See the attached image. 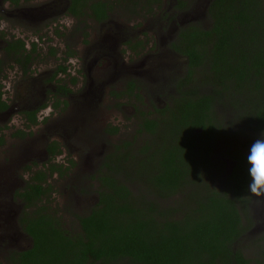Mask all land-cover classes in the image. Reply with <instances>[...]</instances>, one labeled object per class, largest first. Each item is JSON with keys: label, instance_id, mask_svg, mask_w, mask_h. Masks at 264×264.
Here are the masks:
<instances>
[{"label": "trees", "instance_id": "obj_1", "mask_svg": "<svg viewBox=\"0 0 264 264\" xmlns=\"http://www.w3.org/2000/svg\"><path fill=\"white\" fill-rule=\"evenodd\" d=\"M177 1L185 7V0ZM118 2L131 15L163 5ZM113 11L109 0H70L68 7L83 23L104 22ZM207 14V30L182 27L171 42L187 62L177 96L152 116L139 113L142 145L122 142L105 157L94 178L96 204L82 216L73 214L78 230L70 233L59 217L44 213L45 206L38 208L26 229L32 249L12 256L13 264H264V234L255 239L252 258L241 247L258 224L246 157L264 134V0H209ZM139 48L136 42L129 50ZM22 49L21 41L8 43L15 62L26 67L35 46L25 58ZM127 85V95L139 98L135 83ZM226 161L233 163L229 173ZM146 165L147 174L139 176ZM33 180L34 200L41 202L51 188L40 184L46 182L42 171ZM179 196L173 205H161Z\"/></svg>", "mask_w": 264, "mask_h": 264}, {"label": "rangeland", "instance_id": "obj_2", "mask_svg": "<svg viewBox=\"0 0 264 264\" xmlns=\"http://www.w3.org/2000/svg\"><path fill=\"white\" fill-rule=\"evenodd\" d=\"M51 1L35 0L23 5L24 7L21 8H11L4 2L0 11V29L11 27L18 38L27 39L28 37L27 43L39 42L40 45L35 54L36 59L32 66L31 77L53 69L55 63L49 57L47 48L51 45H56L59 55L64 53V50L66 52L75 51L77 57L72 61L71 66L76 67L79 71L75 73L73 70L72 74L76 75L75 78L78 77L82 78L83 81L85 80V83L90 82L92 89L95 90L94 95L91 96L92 99L85 90L83 96L81 95L82 97H74L76 100L74 104L72 100H68L67 107H60L63 117L73 119L76 115L72 113L77 111V107L74 106L77 104L83 106L84 112L79 116V119L85 123L83 127L79 128L78 126L77 129L79 131L84 130L83 133L80 132L79 134L81 140L83 137L84 141L90 142L85 146L82 144L83 146L80 148L74 142L76 135L75 137L66 136V141L69 142L71 149L77 148L79 150L70 152L66 146L63 149L62 156L55 159V164L58 166H69L70 161H73L75 168H71L69 174L63 178L57 176L50 178V182L54 183V192L50 196L49 206L59 211L57 215L64 223V229L72 233L78 230L73 214L82 216L96 203L98 184L96 181L90 180L92 176L95 178V174H91V171L95 169L96 165L102 164L105 157L115 150L114 147L122 144V142L134 141V146L142 145L145 138L142 137L143 135H137L136 133L139 124V113L147 112L152 116L155 110L171 103L179 91L177 89L178 83L186 76L187 62L181 56H173L167 40L168 28L160 30L159 26V23L165 24L167 22L170 16L169 13L174 10L176 6L174 0H163L164 3L161 9H154L151 14L141 13L138 15L127 14L125 12L126 9L118 0H109L114 3V11L109 19L105 21L103 26L88 21L84 24V26L86 25L84 30L87 34L85 37L72 32L75 24L70 18L65 17L66 15L54 16L50 23L49 19L45 24L38 26L12 16L20 13L24 15L31 13V16H34L36 14L35 11L28 7ZM185 2L184 5L187 10L182 11L179 15H172V21L176 20L178 16L181 23L186 22L184 26L187 25L188 27L198 24L202 28L207 27L209 25L207 16L209 1L185 0ZM56 29L58 30L57 34L55 33ZM107 30L114 39H116L114 37L115 33L122 31L121 38L126 39L120 40V36L118 37L119 41L113 45L117 52L112 55L113 58L108 56L104 50H91L95 44L102 40L101 37L107 33ZM160 31L162 33L159 35ZM136 40H140L143 46L141 49L134 50V53H130L127 50L128 48L126 49L122 45L125 42H131L133 46L132 43ZM83 56H87L85 64L81 60ZM114 59L122 67L129 66L132 72L129 78H132L131 82H134L139 88L135 92L139 98L134 97L133 94H125V89L128 86V76H125L123 70H119L118 74L117 71L114 74L110 72V64L113 63ZM79 65H82L84 73ZM87 65L90 72L87 71ZM114 69L117 70V68ZM86 72L90 75L91 80L87 77ZM4 75L6 78L4 82L8 83L9 86V96L13 97L14 92L17 90L18 80L21 79L19 71L16 68L12 70L6 68ZM113 93H123V95L118 100ZM19 118V116L15 117V119ZM110 127L117 128L118 131L115 135H110L106 132ZM13 131L12 128L11 130L3 131L6 137L8 136V143H12L9 134ZM4 153L3 151L0 154V159ZM36 162V165H39V159ZM68 162L69 165H67ZM231 167L232 162L228 161L225 168L226 173H229ZM148 169V165L144 166L141 173L139 172V176L146 175ZM127 186L133 192L134 188L137 187L132 183L127 184ZM181 198L179 196L169 202H161V205L164 207L171 206L174 204L173 202ZM256 204V207L254 206L253 208V214L256 216L258 224L250 230L251 237L245 238L241 244L247 258L254 256L256 250L253 243L255 239L260 238L264 234V197L258 198ZM0 263H2L1 260Z\"/></svg>", "mask_w": 264, "mask_h": 264}, {"label": "flooded vegetation", "instance_id": "obj_3", "mask_svg": "<svg viewBox=\"0 0 264 264\" xmlns=\"http://www.w3.org/2000/svg\"><path fill=\"white\" fill-rule=\"evenodd\" d=\"M33 1L35 0L25 3L23 0H19V4L15 5L11 2V0H0V11L4 2L7 3L11 8H21L24 7L23 5ZM174 1L175 5L177 6L178 1ZM163 3L164 2L162 0V4ZM69 4L70 0H52L51 2H45L32 7L27 6L31 10L35 11L36 14L34 16H31V13H27L26 15L23 13H20L19 15L13 14L12 16L18 18L19 20H26L30 24H35L38 26L45 24L49 19L50 23L54 16L59 15L60 17V15H66L65 17L70 18V20H72L75 24L72 32L77 33L78 35L81 34L82 36L86 34L84 30L86 25L84 26V23L86 24L88 21H91L93 24H97L99 26L105 25V21L96 22L91 19H87V22L83 23V17L79 19L74 18L68 12ZM176 6L174 10L169 13L170 16L167 19V22L169 23H159L160 30L168 28L169 33L167 34V40L169 42V46L176 37L178 31L182 27H187V25L184 26L186 22L181 23L178 16L176 20L172 21V15H179L182 13V11L187 10L186 7L177 6V8ZM154 9L157 10L158 8L154 7L153 11ZM107 15L110 17L111 13H107ZM208 19L209 25L204 27L206 30L211 24L209 17ZM177 20L179 21L177 22ZM57 31L58 30L56 29V34ZM121 33L123 34L122 31L115 33L114 37L116 39H114L107 30V33L101 37L102 40L95 44L91 50H104L108 56L113 58L112 55L116 52L113 45L115 42L119 41L118 37L120 36V40H126L121 38ZM161 33L162 31L159 32V35ZM26 40H29V38H18L17 34L12 30L11 27L0 29V154L3 151L5 152L2 154V158L0 159V260L2 261L0 264H13L11 260L12 256L15 257L32 249L33 240L27 233L26 229L28 226L30 227L33 225V222L37 217L36 211L38 208L45 206L46 211L44 213L47 212L52 216L59 217L57 215L59 211L49 206V200H51L50 196L54 192V183L50 182V178L52 179L54 176L63 178L69 174L71 168H75V165H73V161H70V165L69 162L67 164L69 166H58L55 164V159L62 156L63 149L66 146L70 152L79 150L77 148L71 149L69 142L66 141V136L71 135V137H75L76 135L74 142H76V145L80 148H82V144L85 146L90 143L84 141L83 137L81 140L79 134L80 132L83 133L84 130L79 131V129H77L78 126L79 128L83 127V124L85 123L82 122L83 120L79 119V116L82 115V112H84L83 106H81V104L74 106L77 107V111L72 113L76 115V117L73 119L63 117L60 108L67 107L68 100H72V103L74 104L76 101L74 97H82L85 90L88 94H90L91 99V96L94 95L95 90L92 89V84L90 82L85 83V80L83 81L82 78L78 77L75 78L76 75L72 74L73 70L75 73L79 71V69H76V67L71 66L73 63L72 61L75 59V57H77V54H75L74 50H70L68 52L64 50V53L59 55L57 53L58 49L56 45H51L47 48V53L49 57L54 60L55 65L53 66V69L44 71L38 76L31 77L30 74L32 73V66L36 59V52H31L34 46L35 51H37L40 44L39 42L35 41L27 43ZM13 41H21L23 43V49L21 50L23 53V58L31 53V63L29 62L26 67L16 63L15 59L18 58H15L11 51H7L8 43ZM136 42H140V40L133 41L132 44L134 45ZM122 45L125 46L126 49L128 48L127 50H129V46H132L131 42H125ZM52 50L55 52L54 55L49 54V52ZM170 50L173 53V56L180 57V55H177L172 51L171 46ZM129 52L134 53V51L131 50H129ZM70 53H73V55H68ZM81 58L82 62L85 64L87 56H83ZM110 65V72L112 74L116 73V71L118 74L119 70H123L125 76H128L127 83L128 81H131L132 78H129V76L132 74V72L129 66L122 67L121 64H118L115 59ZM79 66L82 67V65ZM6 68L11 70L16 68L19 71L21 78L18 80L16 86L17 90L14 92L13 97L9 96L8 83L6 84L4 82L6 79L4 75ZM61 68L64 70L61 71ZM114 68H117V70ZM81 70L84 73L83 67ZM87 71L90 72L88 65ZM86 75L91 80V77L87 74V72ZM61 88H65L66 91L62 90ZM126 90L127 87L125 89V94H127ZM144 114H147V112ZM16 116H19L20 118L15 119ZM11 128L14 130L11 134H9L12 143H8V136L6 137L3 131L11 130ZM50 147L52 149L54 148L53 153L48 151V148ZM37 159H39V165H36ZM227 162L228 161H226V163ZM51 165L55 166L52 168ZM100 167L101 164L96 165L95 169L91 171V174H95V178L98 175ZM59 170L62 173L59 172ZM37 171H42L45 173L46 182L40 184L45 188L49 186L51 191L48 193L49 197L46 198L41 196V202L36 203L34 200L35 193L32 190L31 185L32 183L36 184L33 179ZM90 180L95 181L93 176ZM27 195L30 198H27ZM47 217L51 218V216ZM49 218L48 220L52 219ZM61 223L62 228L64 229V223L62 221Z\"/></svg>", "mask_w": 264, "mask_h": 264}, {"label": "clouds", "instance_id": "obj_4", "mask_svg": "<svg viewBox=\"0 0 264 264\" xmlns=\"http://www.w3.org/2000/svg\"><path fill=\"white\" fill-rule=\"evenodd\" d=\"M246 160L247 174L250 178L248 191L254 197H264V134L253 141Z\"/></svg>", "mask_w": 264, "mask_h": 264}, {"label": "water", "instance_id": "obj_5", "mask_svg": "<svg viewBox=\"0 0 264 264\" xmlns=\"http://www.w3.org/2000/svg\"><path fill=\"white\" fill-rule=\"evenodd\" d=\"M232 166H233V163H232ZM231 169H232V167H231ZM231 169H230V171H231ZM230 171H229V172H230Z\"/></svg>", "mask_w": 264, "mask_h": 264}]
</instances>
